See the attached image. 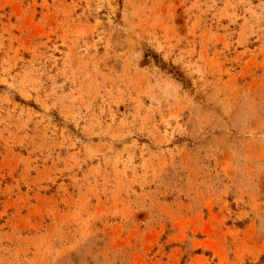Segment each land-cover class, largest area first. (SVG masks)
Masks as SVG:
<instances>
[{
    "label": "rangeland",
    "instance_id": "1",
    "mask_svg": "<svg viewBox=\"0 0 264 264\" xmlns=\"http://www.w3.org/2000/svg\"><path fill=\"white\" fill-rule=\"evenodd\" d=\"M0 264H264V0H0Z\"/></svg>",
    "mask_w": 264,
    "mask_h": 264
}]
</instances>
